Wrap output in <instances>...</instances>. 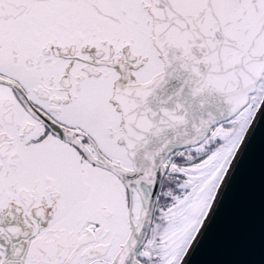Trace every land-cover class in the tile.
<instances>
[{"label":"snow or ice","instance_id":"1","mask_svg":"<svg viewBox=\"0 0 264 264\" xmlns=\"http://www.w3.org/2000/svg\"><path fill=\"white\" fill-rule=\"evenodd\" d=\"M258 117L264 0H0V264H185Z\"/></svg>","mask_w":264,"mask_h":264},{"label":"water","instance_id":"2","mask_svg":"<svg viewBox=\"0 0 264 264\" xmlns=\"http://www.w3.org/2000/svg\"><path fill=\"white\" fill-rule=\"evenodd\" d=\"M253 124L185 264H264V118ZM214 213V215H213ZM211 221L209 225L208 221Z\"/></svg>","mask_w":264,"mask_h":264}]
</instances>
